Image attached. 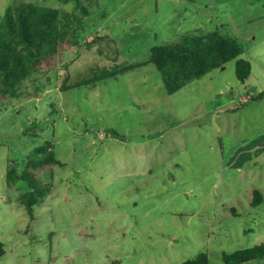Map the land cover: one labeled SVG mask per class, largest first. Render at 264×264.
I'll use <instances>...</instances> for the list:
<instances>
[{
	"label": "rangeland",
	"instance_id": "374dc122",
	"mask_svg": "<svg viewBox=\"0 0 264 264\" xmlns=\"http://www.w3.org/2000/svg\"><path fill=\"white\" fill-rule=\"evenodd\" d=\"M22 1L0 0V20ZM26 1L91 14L78 44L0 95V264H225L264 242V0ZM215 31L239 38L249 78L233 59L169 93L153 48ZM46 141L64 164L29 211L8 166Z\"/></svg>",
	"mask_w": 264,
	"mask_h": 264
},
{
	"label": "trees",
	"instance_id": "16d2710c",
	"mask_svg": "<svg viewBox=\"0 0 264 264\" xmlns=\"http://www.w3.org/2000/svg\"><path fill=\"white\" fill-rule=\"evenodd\" d=\"M89 14L87 7L77 12L26 0L10 6L0 20V95L18 96L20 83L38 70L43 60L56 54L63 45L78 44V31L82 29ZM243 52L242 43L235 35L218 31L189 33L178 42L155 46L150 54V62L161 72L165 89L173 94L189 82L225 66L233 59H236L238 78L245 82L252 73L253 64L250 59L242 56ZM101 70H104V76H113L119 67ZM37 149L45 155L38 159L29 158L26 166L20 170L15 161L13 166H8L7 171L9 181L24 183L26 191L20 197L29 211L53 191L55 165L64 164L57 157L50 141ZM45 168L49 169L50 177L41 180L37 171ZM253 198L255 206L263 201L257 189ZM6 251L4 242L0 241V257ZM263 259L264 242L222 255L225 264H245ZM183 264L215 263L208 254L201 252Z\"/></svg>",
	"mask_w": 264,
	"mask_h": 264
}]
</instances>
